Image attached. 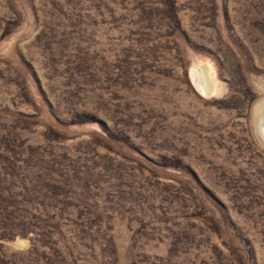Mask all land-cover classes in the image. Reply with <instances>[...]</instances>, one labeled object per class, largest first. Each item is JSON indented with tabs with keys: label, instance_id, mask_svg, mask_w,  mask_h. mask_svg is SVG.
Masks as SVG:
<instances>
[{
	"label": "rangeland",
	"instance_id": "1",
	"mask_svg": "<svg viewBox=\"0 0 264 264\" xmlns=\"http://www.w3.org/2000/svg\"><path fill=\"white\" fill-rule=\"evenodd\" d=\"M0 264H264V0H0Z\"/></svg>",
	"mask_w": 264,
	"mask_h": 264
},
{
	"label": "bare ground",
	"instance_id": "2",
	"mask_svg": "<svg viewBox=\"0 0 264 264\" xmlns=\"http://www.w3.org/2000/svg\"><path fill=\"white\" fill-rule=\"evenodd\" d=\"M202 73V75H204V77H205V81H203V83L202 82H200V80H199V74H201ZM209 75V74H208ZM201 77V76H200ZM194 78H195V82H196V84H197V87L203 92V93H205V92H207V91H212V86H210V83H208V76H207V71H206V69H199V68H196L195 70H194ZM207 78V79H206ZM209 93V92H208Z\"/></svg>",
	"mask_w": 264,
	"mask_h": 264
}]
</instances>
